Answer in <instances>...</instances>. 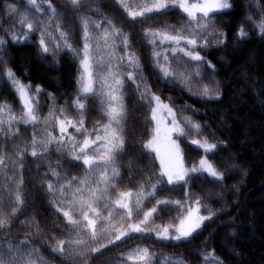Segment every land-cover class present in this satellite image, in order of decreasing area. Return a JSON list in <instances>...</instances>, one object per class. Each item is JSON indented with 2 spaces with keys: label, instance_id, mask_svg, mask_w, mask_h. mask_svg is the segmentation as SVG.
Listing matches in <instances>:
<instances>
[{
  "label": "snow or ice",
  "instance_id": "6c2138e0",
  "mask_svg": "<svg viewBox=\"0 0 264 264\" xmlns=\"http://www.w3.org/2000/svg\"><path fill=\"white\" fill-rule=\"evenodd\" d=\"M94 2L63 0L61 8L52 0H26L23 9L5 5L6 14L15 16L22 29L19 35L14 30L6 31L12 43L27 42L36 34L42 56L58 63L57 54L67 51L77 61L78 69L71 102L75 115L70 116L68 101L57 106L53 93L45 92L40 85L23 82L0 55V74L21 105L17 113L7 101H0V232L11 233L13 223L28 207L24 180L27 158L43 160L55 151L67 157L73 168H82L83 175H70L60 161L55 166L46 165L48 171L43 173L40 189L53 215L64 221L62 227L56 221L53 224L67 238L46 236L34 216L26 218L20 223L28 229L30 239L0 242V264H48L32 242L35 239L61 257L62 264H91L105 255V250L134 239L155 238L159 243L179 246L190 243L205 222L217 215L199 195L192 193L191 181L206 175L224 187L225 173L209 159V154L215 155L219 146L226 148V142L209 139L204 135L207 125L190 116L178 117L171 97L166 102L152 91L143 74L141 57L132 47L130 33L105 16L104 9L86 7ZM113 4L134 28L152 20H164L157 26L140 29L151 53L150 63L160 79L166 83L179 82L184 90L201 99L222 98L219 82H203L202 66L213 72L216 69L199 50L209 46V37L218 46L227 43V33L216 28L215 22L217 15L232 8L231 0H113ZM172 10L179 11L185 22L171 24L164 19ZM248 19L252 21L251 16ZM253 23L264 36V16L259 23ZM69 24H75L76 30H64ZM72 36H77L75 44ZM236 36L244 40L248 33L241 26ZM6 47L7 41L0 38V53ZM126 81L135 89L140 105L148 108L147 123L152 125L149 138L140 141L143 155L155 153L159 160L155 179L153 174L138 168L135 159L127 161L128 180L137 185L135 189L120 186L124 177L120 158L127 155L131 143ZM42 94L49 101L44 116L40 114ZM93 106L99 116L90 119ZM189 110L196 111L190 106L181 109ZM21 126L32 129L30 138L22 136ZM181 138L190 140L204 152L191 166L184 163ZM8 141L12 142L10 153L5 150ZM231 167L235 169L237 165ZM136 172L142 173V180L135 179ZM176 189L183 192V199L157 195ZM165 215L169 219L158 223ZM232 254L239 255L236 250ZM197 255L203 264H223L214 250H203ZM110 264H189V261L182 254H158L137 244Z\"/></svg>",
  "mask_w": 264,
  "mask_h": 264
},
{
  "label": "trees",
  "instance_id": "16d2710c",
  "mask_svg": "<svg viewBox=\"0 0 264 264\" xmlns=\"http://www.w3.org/2000/svg\"><path fill=\"white\" fill-rule=\"evenodd\" d=\"M52 2L57 8H61L63 0H52ZM231 3L232 8L217 15L215 22L216 28L227 33V43L218 46L209 37V46L199 50L216 69L213 72L202 66L203 82L208 84L213 81L219 82L223 93L220 100L211 101L192 95L184 90L179 82L166 83L154 70L150 63V50L144 43L140 29L157 26L164 20H152L147 25H138L134 28L121 15L113 0H95L94 3L86 5V7L104 9L105 16L113 19L118 26L123 27L124 31L130 33L132 47L141 57L147 83L152 91L166 102H168L167 98L171 97L178 117L190 116L202 125H207L208 127L204 129L205 136L211 140L218 138L227 144L226 148L219 146L215 155L209 154V159L225 173L224 187H220L206 175L191 181L192 193L199 195L202 202L207 203L217 215L212 221L205 222L202 231L195 235L190 243L184 242L176 246L174 243H159L155 238L129 240L119 247L105 250L106 254L94 259L91 264H110L116 261L121 253L137 244L148 246L152 252L158 254L162 252L182 254L189 264H203L197 255L203 250L209 252L214 250L215 256L222 259L223 264H264V36L258 33L253 23V21L259 23L261 16H264V0H231ZM6 4L23 9L26 0H0V38L7 41V47L0 55L23 82L31 83L33 86L40 85L45 92L53 93L57 106H64L65 101H68L67 112L70 116H74L71 102L72 95L76 91L77 61L67 51L57 54L58 63L53 62L51 57L42 56L38 51L36 34H33L27 42L12 43L11 36L6 34V31L14 30L19 35L22 29L15 16L10 17L6 14ZM249 16L252 17V21L248 19ZM98 18L103 19L93 16V19ZM164 19L171 24L185 22L182 14L176 10H172ZM241 26L248 33L244 40L236 36ZM64 30H76V25H66ZM72 41L75 44L77 36H72ZM126 88V99L131 113L128 125L131 143L127 146L129 149L127 155L120 158L121 171L124 173L120 186L135 189L137 185L128 180L129 174L125 167L127 161L135 159L138 168L153 174V179L159 172V161L155 158V153L143 155L144 150L140 141L149 138L152 127L147 123L148 108L141 106L136 100L135 89L127 81ZM196 90L197 86L194 85L193 91ZM40 99L43 105L40 114L44 116L47 115L49 101L43 94ZM0 101H7L19 113L21 105L2 74H0ZM89 103L92 104V101ZM188 106L196 111H181ZM98 116L99 112L93 106L90 119ZM20 132L23 137L30 138L32 129L21 126ZM11 143L8 141L5 145V150L9 153ZM179 143L186 166L197 163L204 155L203 150L192 145L190 140L181 138ZM57 161H60L70 175H83L82 168H73L68 163L67 157H61L55 151L43 160L34 161L32 158H27L24 180L27 186L28 207L13 223L11 233L0 232V242L10 239H30L28 229L20 222L33 216L40 222L46 236L55 234L58 238H67L53 224V221H56L62 227L64 221L53 215L48 207L47 198L40 189L43 173L48 171L46 165L51 163L55 166ZM232 164L241 167V173L237 168L233 169ZM135 179L142 180V173L136 172ZM236 188L239 191H236ZM218 193L220 196L217 195ZM157 195L183 199V192L179 189L159 192ZM168 219L169 216L165 215L157 222H166ZM233 233L235 236L232 235ZM32 242L40 248L48 264H62V258L53 254L40 239ZM233 250L239 255H233Z\"/></svg>",
  "mask_w": 264,
  "mask_h": 264
},
{
  "label": "rangeland",
  "instance_id": "374dc122",
  "mask_svg": "<svg viewBox=\"0 0 264 264\" xmlns=\"http://www.w3.org/2000/svg\"><path fill=\"white\" fill-rule=\"evenodd\" d=\"M237 168V170L239 171V173H241V167H236Z\"/></svg>",
  "mask_w": 264,
  "mask_h": 264
}]
</instances>
